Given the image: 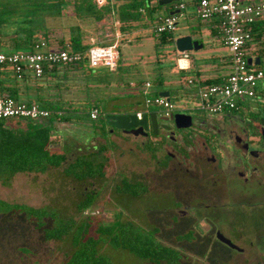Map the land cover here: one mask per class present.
Returning a JSON list of instances; mask_svg holds the SVG:
<instances>
[{"label":"rangeland","instance_id":"374dc122","mask_svg":"<svg viewBox=\"0 0 264 264\" xmlns=\"http://www.w3.org/2000/svg\"><path fill=\"white\" fill-rule=\"evenodd\" d=\"M96 1L99 6L103 2V0ZM157 1L159 0L155 2ZM180 1L185 4L186 8L177 14V29L172 34L174 41L161 47L155 46L158 36L154 34L152 25H145L143 22L133 23L131 29L122 33L118 29L120 25L114 13L100 16L98 19H80L74 16L71 0L67 4L63 18L47 21V37L40 34L36 36L46 40L51 46L57 47V42L61 40L67 43L71 26H78L81 30L84 46L94 43L99 47H107L117 42L119 60L117 68L113 71L106 68L95 69L92 73L87 69L68 70L66 78L69 77V81L67 82L60 70L56 76H53L54 78L31 79L18 84L19 101L38 104L37 97L42 95L48 101H67L73 107L89 102L90 105H96L99 108L100 114L95 122L84 120V122L74 124L75 121L72 120L74 121L72 124L60 125V132L55 138L56 143H53L55 146L52 150L64 153L70 162L77 156L91 152L97 153L103 147L104 152L100 154L98 161L104 162L105 177L102 180L78 183L64 176L63 169L66 165L59 169H50L44 174H21L11 180L12 187L8 185L11 188L0 181L2 201L8 204L17 202L29 207H44L43 209L50 210L51 216L54 212L60 213L65 219L73 218L77 224L81 223L86 216L91 217L90 233L92 235L96 233L97 224L107 225L118 217L124 221L131 220L143 225L144 228L152 227H147L149 225H146L143 220L146 214L149 215L150 221L155 222L158 219L156 214L159 210L169 207L164 203L162 206L161 199H153L159 190L166 187L161 181L164 178L157 169L156 160L159 154L156 160L150 155L151 152L157 150L156 144L152 145V142H148L142 145L145 141L143 138L122 136L118 130H112L107 126L106 115H135L141 110L147 114L156 113L160 122L174 124L172 120L162 119L158 108L145 109L140 83L148 80L153 85L149 95L153 97L161 92H168L170 102L178 110L175 114L190 116L194 120H209L211 116L197 110L196 89L185 88V81L189 77H195L203 82L223 78L231 73L228 50L223 45L220 36L216 32L212 34L209 25L200 23L192 4L193 0ZM176 3L160 7L156 17L168 15ZM152 4L154 6V2ZM184 36H191L192 40L202 42L203 48L188 52L190 67L181 71L176 61L175 40ZM5 43L9 44V42ZM253 45L260 48L256 43ZM248 54L249 58L257 57V54L253 52ZM260 60L261 63L256 68L264 70V56H261ZM59 81H64V84L59 85ZM249 109L264 113V96L247 100L244 110L239 115L245 114ZM79 116L84 115L79 114ZM222 117L220 115L213 118ZM17 121L19 120H10L9 123L14 125ZM122 178L148 182L151 198L142 197L138 200H131L116 194L115 185ZM235 182L228 179L225 183L230 186ZM87 190L89 193L93 191L94 197L97 195L96 200L90 203L89 210L79 213L77 204L84 198L83 193ZM257 200L264 203V178ZM218 202H224L227 205L228 202L233 204V202L243 201L230 198ZM251 202L254 203L255 200L252 199ZM139 208L141 211L138 210ZM257 210L264 215L262 211L264 208H257ZM4 211L5 209L0 213V264L64 263L66 252L64 242L43 241L42 234L34 228V225L24 220L20 222L18 217H4L8 215L3 213ZM234 212L236 211L226 209L224 213L228 217L218 224L219 228L222 227L224 235L229 236L227 227L236 224ZM240 213L243 215L241 210ZM259 226L264 228V222L259 223L257 228ZM250 233V228L245 230V234ZM230 238L235 242L233 237L230 236ZM161 242L177 248L174 243L162 240ZM235 244L244 248L245 252L238 254L228 251L226 255L219 253L215 257L210 255L205 258L202 253L196 251L199 247L191 246L186 251H182L183 264H264V232L252 237L251 242L239 241ZM103 248L105 255L111 259L107 260L112 264H149L125 251L113 250L108 245ZM215 248L220 249L217 246Z\"/></svg>","mask_w":264,"mask_h":264},{"label":"trees","instance_id":"16d2710c","mask_svg":"<svg viewBox=\"0 0 264 264\" xmlns=\"http://www.w3.org/2000/svg\"><path fill=\"white\" fill-rule=\"evenodd\" d=\"M71 1L73 2L74 16L80 19H98L100 16L114 13L115 19L120 25L118 29L122 33L131 29L133 23L143 22L145 25H152L154 29L159 17H156L157 11L162 7L158 5V1L155 2L156 0H106V6L103 7H100L96 0ZM198 1L193 0V6ZM69 2L70 0H0V52H31L34 51V46L41 41L47 43L49 48L62 49L71 53L85 54L88 52L92 45H83L82 33L78 26H71L68 42L65 43L64 40H61L57 42V47L51 46L46 40L36 36V34H40L47 37V21L63 18ZM179 3L183 2L179 0L175 6ZM175 6L170 12L177 11ZM216 24V22H210L207 25L211 27L212 34L216 32L220 36L215 27ZM251 31L253 41L247 46H252L253 43L260 46L258 49L256 45H253L255 47L253 53L257 54L256 58L260 60L261 56H264V23L253 25ZM172 34L159 35L155 46L161 47L173 42ZM5 42H9V44L7 45ZM250 67L253 69L256 68V65L253 64ZM82 69H87L91 73L95 70L88 68L84 59L71 68L57 67L45 71L43 77L36 80L56 76L57 72L62 70V77L68 82L69 77L66 78L68 70L82 71ZM26 77L27 79L24 80ZM26 77L18 81L10 70H0V97L6 95L19 101L18 84L29 81V76ZM220 80L221 78L205 80L203 83L206 85L218 84ZM58 83L59 85L64 84V81ZM143 83L140 85L142 86ZM151 86H153L152 83ZM262 95L264 96L263 92H257L255 99ZM37 101L40 108L49 111L50 115L47 119L19 120L14 125H10V120H0V181L8 185L16 174H44L50 169H59L64 165H66L63 169L64 176L78 183L104 179V162L98 161L100 154L104 152L103 147L97 153L91 152L87 155L77 156L70 162L64 153L52 150V147L55 146L53 143H56L55 138L60 132V125L72 124L74 121V124H78L84 120L95 122L98 118L91 120L89 112L93 108H99L96 105H90L89 102L81 104L79 107H73L67 101H48L42 95L37 97ZM242 110H244V106H240L238 111L222 116L239 114ZM79 114L84 116L81 117ZM158 144L155 145L157 150ZM114 192L131 200H137L142 197L145 189H142L140 183H132L130 180L122 178L116 184ZM83 194L84 198L77 204L79 213L89 210L90 203L97 197V195L94 197L93 191L89 193L87 190ZM3 209H5L3 213L18 214L19 218L34 225V228L42 234L45 242H64L66 252L63 264H112L108 261L111 259L103 252V247L106 245L113 250L125 251L149 264H183L184 261L181 251L166 245L155 237L156 230L149 232L131 220L124 221L118 217L110 224H97L96 233L92 235L90 233L91 217L86 216L81 223L77 224L73 218L65 219L60 213L54 212L51 216L50 210L47 209L11 205L0 200V213Z\"/></svg>","mask_w":264,"mask_h":264},{"label":"flooded vegetation","instance_id":"af4514ba","mask_svg":"<svg viewBox=\"0 0 264 264\" xmlns=\"http://www.w3.org/2000/svg\"><path fill=\"white\" fill-rule=\"evenodd\" d=\"M211 117L209 120L192 118L191 127L186 129L177 128L173 118L162 117L165 121L172 120V125L160 122L157 118L156 133L148 121L146 136L135 137L118 130L122 136L145 139L142 145L159 143L158 150L150 155L156 160L159 154L157 169L166 187L159 190L153 199L159 198L162 206L168 204L169 207L159 210L155 222L150 221L146 214L143 220L151 228L137 225L149 232L156 230L155 237L158 240L176 244L181 252L191 246L199 247L196 251L205 258L210 255L215 257L219 253L226 255L228 251L238 254L245 252L244 248L238 246L243 250L239 252L218 241L217 233L235 244L239 241L251 242L252 237L264 232L263 227L257 228L259 223L264 222V215L257 210L264 208V203L257 200L264 178V124L261 123L264 113L249 109L243 115L232 114L217 119L213 118L216 116ZM228 179L236 182L229 186L225 183ZM130 181L142 184V189H145L142 197H150L148 182ZM230 198L243 202H228L229 207L224 202H218ZM226 209L236 211V224L227 227L229 236L224 235L222 227L218 225L228 217L224 213ZM248 228L251 233L245 234ZM216 246L224 252L217 250Z\"/></svg>","mask_w":264,"mask_h":264},{"label":"built area","instance_id":"2783aa9c","mask_svg":"<svg viewBox=\"0 0 264 264\" xmlns=\"http://www.w3.org/2000/svg\"><path fill=\"white\" fill-rule=\"evenodd\" d=\"M106 6V0L100 7ZM199 21L203 24L216 22L223 45L228 50L231 73L221 78L218 84L206 85L198 78H187L185 88L196 89L197 110L209 116H222L238 111L247 100L256 98L257 92L264 93V70L251 68L248 65V52L255 47L247 46L252 43L251 27L257 23H264V0H199L194 6ZM175 10H185L184 3L175 6ZM178 16L166 15L158 17L154 27V34L174 33L177 29ZM119 36H117L118 38ZM117 42L107 47H99L92 43V47L85 54L71 53L66 50L49 48L41 41L34 46V51L2 53L0 52V70H10L18 81L27 75L34 79L43 77L45 71L54 68L72 67L84 59L88 68H106L115 70L118 65L119 53ZM188 52H177V65L180 70L189 68L182 65L188 62ZM152 86L145 81L140 87L144 100V107H156L164 118H173L175 109L170 99L149 95ZM183 109V108H182ZM100 110L93 108L89 112L91 120H97ZM144 112L137 111L138 120L142 119ZM48 110L40 108L33 102L17 101L3 95L0 97V120H28L39 121L49 117Z\"/></svg>","mask_w":264,"mask_h":264},{"label":"water","instance_id":"95a60500","mask_svg":"<svg viewBox=\"0 0 264 264\" xmlns=\"http://www.w3.org/2000/svg\"><path fill=\"white\" fill-rule=\"evenodd\" d=\"M179 0H159V6H166L173 2H178ZM178 11L170 12L169 15H176ZM175 47L176 51L183 53V52H191V51H198L203 48V44L197 40H192L191 36H184L179 37L175 40ZM252 64V59H248V65ZM254 64L256 66L260 65L259 58H255ZM160 97L169 99L168 92H161L159 93ZM175 125L177 128H189L192 125V117L182 115V114H175L173 117ZM107 126L113 127L117 130L126 131L131 135L137 136H146V130L148 129V121L151 123V126L154 129V132L157 131V114L151 113L148 116L144 115L141 120H138L136 115H108L106 116ZM261 123L264 124V119L261 120ZM166 128L165 126H161ZM167 129V128H166ZM218 241L227 245L229 248L237 250L239 252L243 251L237 245L233 244L229 239L225 238L221 233H217Z\"/></svg>","mask_w":264,"mask_h":264},{"label":"crops","instance_id":"0c3cea01","mask_svg":"<svg viewBox=\"0 0 264 264\" xmlns=\"http://www.w3.org/2000/svg\"><path fill=\"white\" fill-rule=\"evenodd\" d=\"M183 65H187V66H189L190 67V64H189V62H184L183 63ZM7 71H9V70H7ZM27 79V77L24 79V80H26ZM31 79H34V78H31V77H29V81L31 80ZM36 80V79H35ZM26 81H24L23 83H25ZM48 172V171H47ZM18 175H21V174H16L12 179H15ZM11 179V180H12ZM11 182V181H10ZM10 182H9V184L8 185H10L11 186V184H10ZM3 183V182H2ZM7 185V186H8ZM9 187V186H8ZM12 187V186H11ZM11 187H9V188H11ZM0 198H2L3 199V197H1L0 196ZM2 199H0L1 201H2ZM4 202V201H3ZM9 202H11V201H9ZM12 205H14V204H17V205H24V204H19V203H17V202H15V203H11ZM24 206H27V205H24ZM29 207V206H28ZM30 208H34V209H43L44 207H42V208H36V207H31L30 206ZM11 214H8V215H5L4 217H7V216H10ZM10 217H18V220H20V222H22L23 220L21 219V218H19V216H18V214H12V216H10ZM27 223V222H26Z\"/></svg>","mask_w":264,"mask_h":264},{"label":"bare ground","instance_id":"6f19581e","mask_svg":"<svg viewBox=\"0 0 264 264\" xmlns=\"http://www.w3.org/2000/svg\"><path fill=\"white\" fill-rule=\"evenodd\" d=\"M182 65H183V63H182Z\"/></svg>","mask_w":264,"mask_h":264}]
</instances>
